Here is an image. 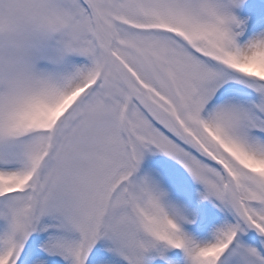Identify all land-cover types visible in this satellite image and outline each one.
Segmentation results:
<instances>
[{
  "label": "snow or ice",
  "instance_id": "6c2138e0",
  "mask_svg": "<svg viewBox=\"0 0 264 264\" xmlns=\"http://www.w3.org/2000/svg\"><path fill=\"white\" fill-rule=\"evenodd\" d=\"M0 264H264V0H0Z\"/></svg>",
  "mask_w": 264,
  "mask_h": 264
}]
</instances>
